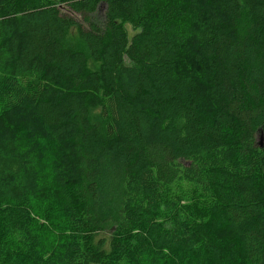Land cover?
I'll use <instances>...</instances> for the list:
<instances>
[{
	"label": "trees",
	"instance_id": "obj_1",
	"mask_svg": "<svg viewBox=\"0 0 264 264\" xmlns=\"http://www.w3.org/2000/svg\"><path fill=\"white\" fill-rule=\"evenodd\" d=\"M0 100V264H264V0H0Z\"/></svg>",
	"mask_w": 264,
	"mask_h": 264
},
{
	"label": "rangeland",
	"instance_id": "obj_2",
	"mask_svg": "<svg viewBox=\"0 0 264 264\" xmlns=\"http://www.w3.org/2000/svg\"><path fill=\"white\" fill-rule=\"evenodd\" d=\"M61 12L65 17L74 22V25L70 27L66 35V43L71 47L86 51L85 44L78 37V30H85L88 28V23L83 19V15L72 11L66 6H61ZM103 14L104 6L101 5L97 12L90 16V20L92 22H96L98 26L103 28V23H105ZM131 34L132 32L129 30V35ZM9 122L10 118L7 116L4 106H2L0 103V126L6 127V124ZM13 128L15 129L16 133L17 131L20 133L19 136L21 139H23L24 130L16 124L13 125ZM43 178V194L37 204L36 210L34 212V218L41 236L50 243H57L58 241L63 240L67 234V224L58 209L57 195L49 176L44 174ZM213 235L219 241V244L223 250H225L229 245V252H225V264H242L234 252H232L233 246H231V243L228 241L226 235L222 237L214 231Z\"/></svg>",
	"mask_w": 264,
	"mask_h": 264
},
{
	"label": "water",
	"instance_id": "obj_3",
	"mask_svg": "<svg viewBox=\"0 0 264 264\" xmlns=\"http://www.w3.org/2000/svg\"><path fill=\"white\" fill-rule=\"evenodd\" d=\"M262 139H263V133H262V130H260L259 134H258V137H257L259 146H262Z\"/></svg>",
	"mask_w": 264,
	"mask_h": 264
}]
</instances>
